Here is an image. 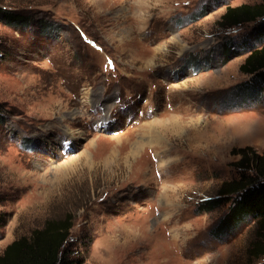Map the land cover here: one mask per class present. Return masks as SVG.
I'll list each match as a JSON object with an SVG mask.
<instances>
[{"label":"rangeland","instance_id":"obj_1","mask_svg":"<svg viewBox=\"0 0 264 264\" xmlns=\"http://www.w3.org/2000/svg\"><path fill=\"white\" fill-rule=\"evenodd\" d=\"M141 1L0 0V253L68 214L86 264H256L252 222L211 201L233 149L264 153L238 70L257 24L216 22L264 0ZM172 119L148 141L143 123Z\"/></svg>","mask_w":264,"mask_h":264},{"label":"trees","instance_id":"obj_2","mask_svg":"<svg viewBox=\"0 0 264 264\" xmlns=\"http://www.w3.org/2000/svg\"><path fill=\"white\" fill-rule=\"evenodd\" d=\"M260 21L264 22V1L226 6L216 26L222 32H229L257 24L259 45L257 43L258 46L248 50L238 70L249 77L244 86L255 92L251 95L264 100L261 94L264 86V26L258 24ZM232 155H238L234 165L240 171L239 177L221 182L216 202L212 200L211 203L231 202L227 219L231 218L238 224L246 220L252 222L254 235L246 257L250 263L257 264L264 259V153L258 154L252 148L244 147L233 149ZM72 227L73 217L68 214L59 219H46L42 227L9 243L0 253V264H86L68 247Z\"/></svg>","mask_w":264,"mask_h":264},{"label":"bare ground","instance_id":"obj_3","mask_svg":"<svg viewBox=\"0 0 264 264\" xmlns=\"http://www.w3.org/2000/svg\"><path fill=\"white\" fill-rule=\"evenodd\" d=\"M133 1H135V2H133L134 3V6L133 5H131V9L132 10H134V13H137V16H139L140 17V11L141 10H144V8H145V4H144V2H142L141 0H133ZM151 1V0H150ZM153 1V0H152ZM159 1V0H158ZM146 2V1H145ZM160 2V1H159ZM151 7V6H150ZM141 8V9H140ZM146 9V8H145ZM123 11H125L126 9L124 8V9H122ZM148 11V10H147ZM141 12H143V11H141ZM173 40V39H172ZM151 65V64H150ZM155 121V122H154ZM154 121H150V122H147L146 124H144L143 123V127H145L146 128V135L149 137L148 138V141L149 140H151V141H153V140H155V141H157L158 139L155 137L156 136V132H155V129L156 128H158V127H160V128H162L163 130L162 131H164V130H166L167 128H168V126H171V128L172 129H179L180 128V126L178 125V120H175V119H172V120H168V121H160V120H154ZM168 125V126H167ZM103 126V125H102ZM170 128V129H171ZM181 129V128H180ZM161 131V130H160ZM70 131L69 130H67V133H69ZM155 134V135H154ZM141 140H143V139H141ZM150 144V143H149ZM148 146V145H147ZM134 148L136 149V150H132L131 151V153H130V157H133L135 154H136V151L139 149L138 148V142H137V144H135L134 145ZM132 149V148H131ZM128 154V153H127ZM129 156H128V158H129ZM135 157H137V156H135ZM115 159V158H114ZM118 160V159H117ZM105 161V160H104ZM106 162V161H105ZM114 162H115V160H114ZM114 165H115V163H114ZM116 166V165H115ZM165 191H166V189H165ZM164 191V192H165Z\"/></svg>","mask_w":264,"mask_h":264},{"label":"built area","instance_id":"obj_4","mask_svg":"<svg viewBox=\"0 0 264 264\" xmlns=\"http://www.w3.org/2000/svg\"><path fill=\"white\" fill-rule=\"evenodd\" d=\"M189 70V69H188Z\"/></svg>","mask_w":264,"mask_h":264}]
</instances>
